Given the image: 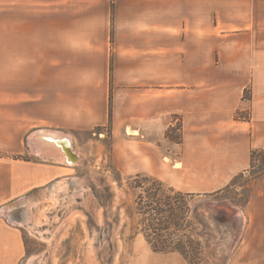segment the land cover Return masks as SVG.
Segmentation results:
<instances>
[{"label":"crops","instance_id":"obj_1","mask_svg":"<svg viewBox=\"0 0 264 264\" xmlns=\"http://www.w3.org/2000/svg\"><path fill=\"white\" fill-rule=\"evenodd\" d=\"M109 125L122 175L226 188L264 153V0H0V209L23 201L16 226L0 218V264L73 171L55 148Z\"/></svg>","mask_w":264,"mask_h":264},{"label":"rangeland","instance_id":"obj_2","mask_svg":"<svg viewBox=\"0 0 264 264\" xmlns=\"http://www.w3.org/2000/svg\"><path fill=\"white\" fill-rule=\"evenodd\" d=\"M173 123L168 141L179 143L180 123ZM74 148L79 160L43 220L22 229L25 249L15 264H179L178 257L168 263L154 255L140 233L135 175L113 165L110 125L80 134ZM254 152L249 169L226 188L180 202L188 210L178 236L193 264H264V153ZM161 183L164 194L171 187ZM22 202L1 208L0 218L16 226L11 212Z\"/></svg>","mask_w":264,"mask_h":264},{"label":"trees","instance_id":"obj_3","mask_svg":"<svg viewBox=\"0 0 264 264\" xmlns=\"http://www.w3.org/2000/svg\"><path fill=\"white\" fill-rule=\"evenodd\" d=\"M170 133L171 130L168 129L165 133L166 139L170 138ZM256 154L251 152L250 165ZM131 182H133L132 187L139 191L135 207L141 218L140 233L150 250L157 254L176 253L187 263L193 264L195 257L193 260L190 259L186 252L187 241L183 242L178 236L179 223L186 219L188 210L187 204L181 206L180 202L198 195L181 193L173 188H167L166 193L162 194L164 190L161 182L139 174L135 175ZM161 232H168V234L161 235Z\"/></svg>","mask_w":264,"mask_h":264},{"label":"bare ground","instance_id":"obj_4","mask_svg":"<svg viewBox=\"0 0 264 264\" xmlns=\"http://www.w3.org/2000/svg\"><path fill=\"white\" fill-rule=\"evenodd\" d=\"M66 141H67V145L65 146L63 143H60L59 144L60 147L59 148H55V149H57V154L55 156H51V157L56 162H64V163L69 162V163H71L70 165H74L79 160V156L76 153L72 152L71 145H70V141L69 140H66ZM36 152L37 153H40L42 151L40 149V150H36ZM46 156H49V155H46ZM12 221H14V220H12ZM16 221H14V222H16ZM31 264H32V262H31Z\"/></svg>","mask_w":264,"mask_h":264}]
</instances>
